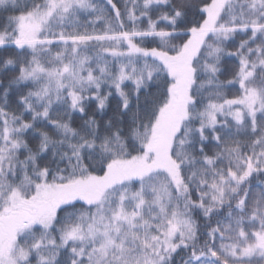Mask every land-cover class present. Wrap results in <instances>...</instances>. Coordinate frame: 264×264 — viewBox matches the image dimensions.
<instances>
[{
  "label": "snow or ice",
  "instance_id": "1",
  "mask_svg": "<svg viewBox=\"0 0 264 264\" xmlns=\"http://www.w3.org/2000/svg\"><path fill=\"white\" fill-rule=\"evenodd\" d=\"M0 264H264V0H0Z\"/></svg>",
  "mask_w": 264,
  "mask_h": 264
}]
</instances>
